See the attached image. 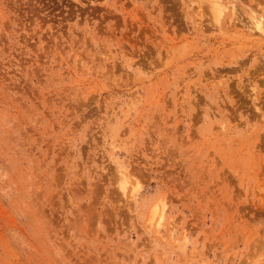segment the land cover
Here are the masks:
<instances>
[{
	"label": "rangeland",
	"instance_id": "rangeland-1",
	"mask_svg": "<svg viewBox=\"0 0 264 264\" xmlns=\"http://www.w3.org/2000/svg\"><path fill=\"white\" fill-rule=\"evenodd\" d=\"M209 3L0 0V264H264V0Z\"/></svg>",
	"mask_w": 264,
	"mask_h": 264
},
{
	"label": "bare ground",
	"instance_id": "bare-ground-1",
	"mask_svg": "<svg viewBox=\"0 0 264 264\" xmlns=\"http://www.w3.org/2000/svg\"><path fill=\"white\" fill-rule=\"evenodd\" d=\"M206 1V0H205ZM208 2H210L209 4L211 5L212 4V8L210 9L211 11L213 10L216 14L215 15H219L218 17H220L223 13H224V11L226 10V8H227V4L229 3V2H231V4H232V6H231V9H232V12H233V10H234V7H235V3H234V1H236V0H207ZM225 1H227V4H224V2ZM229 1V2H228ZM230 4V5H231ZM229 5V4H228ZM229 5V6H230ZM210 7V6H209ZM230 8V7H229ZM212 11V12H213ZM213 14V13H212ZM232 15H233V13L231 14V17H229L231 20H233L232 19ZM217 17V16H216ZM229 19V20H230ZM230 20V21H231ZM121 174H122V172H121ZM121 176V175H120ZM122 176H124V175H122ZM122 178V180H123V178L124 177H121ZM119 179H120V177H119ZM122 180H121V183H125L126 182V179L124 178V182H122ZM122 185V184H121ZM125 185V184H124ZM137 187V186H136ZM135 187V188H136ZM134 188V189H135ZM138 188V187H137Z\"/></svg>",
	"mask_w": 264,
	"mask_h": 264
}]
</instances>
